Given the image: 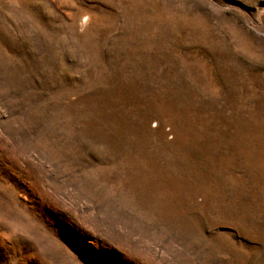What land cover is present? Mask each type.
I'll use <instances>...</instances> for the list:
<instances>
[{
  "label": "rangeland",
  "instance_id": "374dc122",
  "mask_svg": "<svg viewBox=\"0 0 264 264\" xmlns=\"http://www.w3.org/2000/svg\"><path fill=\"white\" fill-rule=\"evenodd\" d=\"M0 264H264V0H0Z\"/></svg>",
  "mask_w": 264,
  "mask_h": 264
}]
</instances>
